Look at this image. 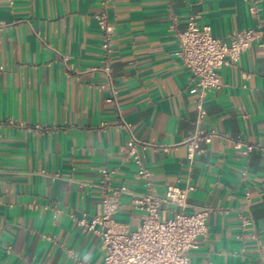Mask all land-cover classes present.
<instances>
[{
	"label": "crops",
	"instance_id": "1",
	"mask_svg": "<svg viewBox=\"0 0 264 264\" xmlns=\"http://www.w3.org/2000/svg\"><path fill=\"white\" fill-rule=\"evenodd\" d=\"M103 8L116 102L102 69ZM190 16L229 41L264 25V0H0V264H100L95 184L108 167L113 185L146 191L135 153L157 194L191 182L186 211L210 210L190 264H264V155L235 147L264 144V40L221 68L199 124L219 134L190 162L198 96L178 55ZM141 215L125 195L115 219L135 229Z\"/></svg>",
	"mask_w": 264,
	"mask_h": 264
},
{
	"label": "built area",
	"instance_id": "2",
	"mask_svg": "<svg viewBox=\"0 0 264 264\" xmlns=\"http://www.w3.org/2000/svg\"><path fill=\"white\" fill-rule=\"evenodd\" d=\"M101 2L105 7L108 0ZM96 18L104 34L101 46L107 61L102 69L111 89L109 100L116 102L117 89L108 58L113 24L104 8L96 14ZM258 40H264V25L235 31L230 40L225 41L215 37L208 25H199L195 16H190L186 28L178 32V55L191 74V91L198 96V127L186 140L190 162L201 151L200 142H210L219 134L216 130L206 131L199 127L204 116L202 100L209 91L222 86L221 68L228 62L237 61ZM125 125L128 126L126 123ZM132 138L136 140L134 136ZM235 147L245 155L254 149L264 155V144L236 140ZM134 161L146 180V191H135L125 184L113 185L115 169L108 167L101 168L100 177L95 184L101 196V211L90 226L96 223L100 225L98 231L103 248L100 264H190L189 251L198 245L199 237L208 233L209 208L186 211L189 193L194 189L191 182H187L185 186L170 185L163 194H157L152 173L138 153H135ZM125 195L130 197L133 208L142 211L141 222L135 229L125 227L115 219ZM247 199L250 200L249 197ZM166 203L178 206L179 209L172 216H166L163 209ZM79 222L87 223L83 217Z\"/></svg>",
	"mask_w": 264,
	"mask_h": 264
}]
</instances>
